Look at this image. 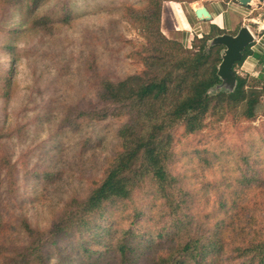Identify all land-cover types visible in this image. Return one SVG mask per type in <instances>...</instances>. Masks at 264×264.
<instances>
[{"label": "trees", "instance_id": "trees-1", "mask_svg": "<svg viewBox=\"0 0 264 264\" xmlns=\"http://www.w3.org/2000/svg\"><path fill=\"white\" fill-rule=\"evenodd\" d=\"M196 1H121L109 7L108 14L124 25L107 45L116 44L115 52L133 69L116 79L95 78L92 99L65 103L60 115L40 116L43 109L34 105L13 122L1 120L9 113L4 103L16 95V84L13 67L6 70L0 64V264H55V259L82 264H264V171L249 167L238 179L251 194L248 199L240 202L238 193H221L206 212L196 204L198 194L171 166L180 142L230 115L236 118L240 105L236 120H254L264 94V68L251 81L235 74L231 92L210 93L221 84L217 67L224 47L208 43L223 30L211 27L194 37L189 48L162 33L163 3ZM55 2L0 0V15L19 19L13 26L0 23V52L15 62L25 58L18 41L28 36L26 43L53 39L72 27L78 16L70 1ZM129 28L140 41L125 36ZM32 103L34 99L25 102ZM111 121L117 124L111 154L44 224L11 213L21 182L47 174L29 163L50 139L35 138L30 127L47 122L53 124L52 136L74 135L88 125ZM12 140L25 145L20 155L11 148ZM85 141L96 143L91 137Z\"/></svg>", "mask_w": 264, "mask_h": 264}, {"label": "rangeland", "instance_id": "rangeland-1", "mask_svg": "<svg viewBox=\"0 0 264 264\" xmlns=\"http://www.w3.org/2000/svg\"><path fill=\"white\" fill-rule=\"evenodd\" d=\"M69 1L78 16L72 27L55 35L53 39L45 36L26 43L31 38L28 36L27 40L18 41L17 48L25 58L15 62L12 56L0 52V64L6 70L10 67L12 70L13 67L12 77L16 84V95L4 103L9 113L1 120L5 119L6 123L15 121L16 117L34 105L43 109L39 111L40 116L60 115L63 104L92 99L95 78L116 79L133 69L121 52H115V43L107 45V41L112 40L111 35L122 30L124 25L114 20L115 15L108 14V8L121 1L136 0ZM183 4L188 8L190 3ZM166 18L164 15L163 21L161 19L160 30L167 38L176 40L175 34H170L165 27L170 24ZM0 23L13 26L19 24V19L16 15L13 18L0 15ZM249 29L254 36L258 35L257 27L251 24ZM125 36L141 40L131 28L125 32ZM240 67L235 65L234 72L247 77L248 81L257 76L245 74ZM224 89L214 87L210 93ZM32 99L34 103L25 104ZM242 110L243 105H240L235 113L237 117ZM255 113L252 121L236 120L237 117L230 115L224 121L192 134L178 144V154L171 166L185 186L192 193L198 194L196 204L204 205V211L211 210L221 193H225L226 197L230 196V191L238 193L240 202L251 196L243 190L238 179L250 171L249 167L254 169L255 166L259 171H264V94ZM28 117L31 119V116ZM52 127L53 124L47 122L37 128L30 127L35 138L41 141L50 139L29 163L35 169L47 171V174L22 181L17 199L12 202L10 209L11 213L25 215L29 221L39 225L44 224L67 197L82 188L84 177L97 173L116 143L117 124L113 121L110 124L88 125L74 135L52 136ZM87 137L96 140V143L85 141ZM84 142H88L86 146ZM10 146L16 155H20L25 145L12 140ZM151 202L156 203L155 200ZM55 264L82 263L55 259Z\"/></svg>", "mask_w": 264, "mask_h": 264}, {"label": "crops", "instance_id": "crops-1", "mask_svg": "<svg viewBox=\"0 0 264 264\" xmlns=\"http://www.w3.org/2000/svg\"><path fill=\"white\" fill-rule=\"evenodd\" d=\"M165 2L161 12L169 19L165 26L170 34H175L176 40L189 48L194 37L207 34L215 26L228 34H235L241 26L257 27L258 35L250 44L249 54L240 63L241 71L248 75H257L264 68V0H250L242 5L238 0H200L188 4ZM196 6V7H195ZM194 7H204L209 13L208 20H201L194 14ZM263 59V61H262Z\"/></svg>", "mask_w": 264, "mask_h": 264}, {"label": "water", "instance_id": "water-1", "mask_svg": "<svg viewBox=\"0 0 264 264\" xmlns=\"http://www.w3.org/2000/svg\"><path fill=\"white\" fill-rule=\"evenodd\" d=\"M263 2V0H258ZM242 5H247L250 0H238ZM194 14L201 20H208L210 15L204 7H197ZM254 41V35L248 26H241L235 34L223 33L213 37L209 45H222L224 49L221 52V61L217 67V76L221 84L216 87H225L224 91H233L235 88V72L233 69L234 62L242 57L245 48Z\"/></svg>", "mask_w": 264, "mask_h": 264}, {"label": "bare ground", "instance_id": "bare-ground-1", "mask_svg": "<svg viewBox=\"0 0 264 264\" xmlns=\"http://www.w3.org/2000/svg\"><path fill=\"white\" fill-rule=\"evenodd\" d=\"M196 7V6H195ZM195 7H194V9H195Z\"/></svg>", "mask_w": 264, "mask_h": 264}]
</instances>
